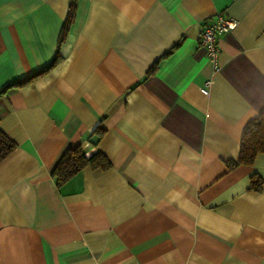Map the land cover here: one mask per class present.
I'll list each match as a JSON object with an SVG mask.
<instances>
[{"label": "crops", "instance_id": "crops-1", "mask_svg": "<svg viewBox=\"0 0 264 264\" xmlns=\"http://www.w3.org/2000/svg\"><path fill=\"white\" fill-rule=\"evenodd\" d=\"M68 7L0 0V264H264V154L227 166L264 109V0H78L61 35ZM78 144L110 167L57 186Z\"/></svg>", "mask_w": 264, "mask_h": 264}, {"label": "trees", "instance_id": "trees-1", "mask_svg": "<svg viewBox=\"0 0 264 264\" xmlns=\"http://www.w3.org/2000/svg\"><path fill=\"white\" fill-rule=\"evenodd\" d=\"M78 0H69V7L66 19L61 28V35L67 32L68 27L75 18L76 5ZM60 40V39H59ZM57 56L41 70L20 79L13 83V88L31 83L39 76L49 71L57 62ZM153 68L149 70L151 72ZM104 129L97 127L94 129L93 134L97 136V140L93 141L89 136L86 140L88 144H96L104 135ZM96 142V143H95ZM239 154L236 161L227 163L229 169L238 165H251L258 154H264V109L259 114L249 120L243 130L239 144ZM15 148V143L10 140L4 132L0 130V162L7 157ZM86 147L83 144L69 146L59 157L55 166L52 169L51 176L57 186L63 185L72 176L84 168H91L93 170H107L110 167L108 160L101 151H96L89 156L85 154ZM261 181L256 175L251 177L250 189L254 191L260 190Z\"/></svg>", "mask_w": 264, "mask_h": 264}, {"label": "built area", "instance_id": "built-area-1", "mask_svg": "<svg viewBox=\"0 0 264 264\" xmlns=\"http://www.w3.org/2000/svg\"><path fill=\"white\" fill-rule=\"evenodd\" d=\"M236 24L235 20L218 14L214 22L204 27L200 32L199 45L205 50L208 60L215 70L218 68V36L233 31Z\"/></svg>", "mask_w": 264, "mask_h": 264}]
</instances>
